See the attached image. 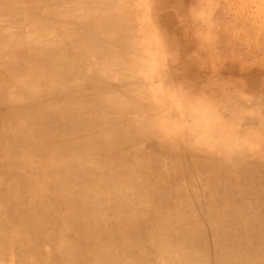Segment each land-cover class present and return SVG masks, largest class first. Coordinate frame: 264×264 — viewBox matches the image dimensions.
<instances>
[{
    "label": "bare ground",
    "instance_id": "bare-ground-1",
    "mask_svg": "<svg viewBox=\"0 0 264 264\" xmlns=\"http://www.w3.org/2000/svg\"><path fill=\"white\" fill-rule=\"evenodd\" d=\"M257 54L264 0H0V264H264Z\"/></svg>",
    "mask_w": 264,
    "mask_h": 264
},
{
    "label": "rangeland",
    "instance_id": "rangeland-1",
    "mask_svg": "<svg viewBox=\"0 0 264 264\" xmlns=\"http://www.w3.org/2000/svg\"><path fill=\"white\" fill-rule=\"evenodd\" d=\"M253 61L254 62H261V61H264V55L263 54H257L256 56H255V58L253 59ZM218 67H219V65H218ZM219 69L221 70V66L219 67ZM239 76L238 75H236V77H235V79H234V81H232V83H234L233 85H232V87H228L226 84H224V83H221L220 84V86H218V91H220V92H222L223 94H225V93H227L228 94V96H230L231 98H232V100L231 101H235V102H237V103H240V104H242V105H250L251 107H254V106H256L257 107V105H258V107L259 108H261L262 109V111H263V109H264V93H262L261 95H260V97H258L257 99H254V98H252L251 100H248L249 98H250V96H245V95H243L242 93L240 94V93H238L237 91H235L234 90V86H239V85H243L244 84V80L242 79V78H238ZM233 91H235V92H237V93H235V92H233ZM233 92V93H232ZM236 94V96L238 95L240 98H238V96L236 97L235 96V94ZM233 96H232V95ZM241 95V96H240ZM243 100V101H242ZM246 100H248V101H246ZM244 101H245V103H244ZM264 112V111H263Z\"/></svg>",
    "mask_w": 264,
    "mask_h": 264
}]
</instances>
